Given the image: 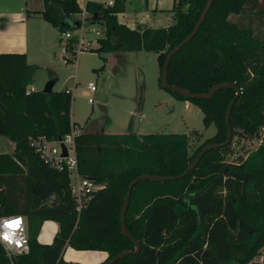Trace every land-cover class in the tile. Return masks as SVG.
Returning a JSON list of instances; mask_svg holds the SVG:
<instances>
[{
	"label": "trees",
	"instance_id": "trees-1",
	"mask_svg": "<svg viewBox=\"0 0 264 264\" xmlns=\"http://www.w3.org/2000/svg\"><path fill=\"white\" fill-rule=\"evenodd\" d=\"M206 2L173 0V22L160 28L119 23L124 0L112 6L88 1L85 10L88 20L95 11L101 15L97 52H155L161 74L167 53L192 31ZM248 10L264 14V0H213L197 33L172 56L167 75L172 85L198 93L222 82L241 88L230 113L232 138L208 150L182 178L137 182L125 215L131 237L122 233L120 214L130 182L141 174L180 175L204 146L224 143L234 89L187 99L163 88L159 78L161 88L200 108L205 127H216L194 149L189 134H138L131 124L125 133L78 132V173L102 185L78 214L67 171L52 167L31 145L40 136L58 140L76 129L72 92L26 93L40 67L23 53H0V136L15 145L12 154L0 153V217H25L29 242L28 253L17 255L15 264H79L64 261L67 246L107 251L108 260L134 250L132 238L140 242L139 252L113 264H242L256 255L264 246V145L242 148L234 157L232 149L257 136L264 123V39L228 19ZM80 12L77 0H43L38 13L61 35L78 28L73 16ZM76 43L72 37L65 47L75 54ZM46 220L59 227L49 244L37 239ZM6 262L0 243V264Z\"/></svg>",
	"mask_w": 264,
	"mask_h": 264
},
{
	"label": "rangeland",
	"instance_id": "rangeland-1",
	"mask_svg": "<svg viewBox=\"0 0 264 264\" xmlns=\"http://www.w3.org/2000/svg\"><path fill=\"white\" fill-rule=\"evenodd\" d=\"M33 1L38 4L41 0ZM130 4L134 10L147 9L146 0H132ZM228 19L239 26L251 27L257 37L264 39V14L257 10L230 14ZM49 29L57 36L58 31L55 32L51 25ZM96 29L103 28L89 22L84 27L83 39L89 43V50L71 54L66 62L62 46L57 44L53 67L38 68L35 73L37 90H43L45 84L53 79L51 76L56 79L54 91L66 87L72 89L71 118L76 123V131L125 133L131 124L132 131L138 134H189L191 149L215 134L214 124L204 126L199 107L176 98L160 87L155 52H97L99 36L93 32ZM62 42L64 46L65 40ZM102 66L103 69H100ZM89 81L96 85L95 92L87 88ZM89 98H92V103L88 102ZM195 130L201 133L199 139L192 134ZM257 143L255 139H246L235 144L233 157L242 148H256ZM14 148L11 140L0 136V153H12Z\"/></svg>",
	"mask_w": 264,
	"mask_h": 264
},
{
	"label": "crops",
	"instance_id": "crops-1",
	"mask_svg": "<svg viewBox=\"0 0 264 264\" xmlns=\"http://www.w3.org/2000/svg\"><path fill=\"white\" fill-rule=\"evenodd\" d=\"M88 1L92 0H83V2L77 0L81 8ZM94 1L104 4L108 0ZM131 2L132 0H124V10L117 14L118 22L131 29L138 25L160 28L173 22V13L171 12L173 0H146L147 9L144 11L142 10L143 7L138 10L131 8ZM42 9L43 0L39 1L38 4L37 1L35 3L33 0H0V53H23L30 64H36L43 69L53 67L52 63L57 55L56 45L62 46L63 54L64 46L62 45L63 42L59 41L58 30L38 13ZM49 25L56 30L57 36L49 29ZM53 79L56 83V79ZM36 84L35 75L29 88L33 87L36 91ZM69 90L72 92V89ZM58 229V224L55 221H44L38 233V241L43 244L51 243ZM108 256L109 252L107 251L77 250L70 246H67L62 254L64 261L79 264H102Z\"/></svg>",
	"mask_w": 264,
	"mask_h": 264
},
{
	"label": "built area",
	"instance_id": "built-area-1",
	"mask_svg": "<svg viewBox=\"0 0 264 264\" xmlns=\"http://www.w3.org/2000/svg\"><path fill=\"white\" fill-rule=\"evenodd\" d=\"M113 3L114 0H108L104 3V6H112ZM81 9L82 12L73 16L76 22H79L78 28L74 31H66L60 35L61 39L65 40L63 49L65 57L69 59L72 51L67 49L65 44L66 41L72 37H77V43L75 44V49L73 50L75 53H80L90 49L88 47L89 43L85 42L83 39V35L85 33L84 27L87 22L90 23V20L87 19L89 14L86 12L85 6ZM93 32L97 36H101L103 29H96L93 30ZM87 88L92 92L96 91V85L92 81L87 83ZM32 91H34V88H29L28 86L26 93L29 94ZM238 91L240 94L241 88H239ZM88 102L92 103V98H89ZM77 133L76 129H72L69 134L58 140H48L45 137L40 136L33 139L31 145L52 167L65 169L67 171L70 179L71 193L76 201V212L79 214L82 207L85 206L91 198L92 192L101 188L102 185L96 184L94 181L78 173L74 143V137ZM252 139H255L258 142L257 146L264 145V123L259 128L257 136ZM63 147L66 148V154H63ZM0 243L7 258V262L5 264H15V257L17 255L28 253L29 242L26 218L20 215L0 217ZM242 264H264V246L258 250L254 257Z\"/></svg>",
	"mask_w": 264,
	"mask_h": 264
},
{
	"label": "water",
	"instance_id": "water-1",
	"mask_svg": "<svg viewBox=\"0 0 264 264\" xmlns=\"http://www.w3.org/2000/svg\"><path fill=\"white\" fill-rule=\"evenodd\" d=\"M213 0H207L206 5L200 15V18L198 19V21L196 22L194 28L192 29V31L186 36L184 37L178 44H176L172 49L169 50V52L167 53L166 57H165V61L161 70V74H160V82H161V86L165 89H170L171 91L180 94L181 96L187 98V99H209L211 98L214 93L221 89V88H232L234 89V91L236 92L235 97L229 102L226 113H225V123L227 126V139L224 143L222 144H218V143H210L207 144L206 146L203 147V149L195 156V158L192 160L191 164L189 165V167L180 175L177 176H166V175H151V174H141L139 176H137L136 178H134L129 186H128V191L125 195L124 198V202L122 205V209H121V230L122 233L127 236V237H131V235L128 233L126 225H125V215H126V211L128 208V204H129V197H130V191L132 189V187L139 181L141 180H150V181H165V180H174L177 178H182L183 176H185L186 174H188L191 170H193L197 163L199 162V160L201 159V157L208 151L211 150L213 148H216L220 145H226L230 142L231 138H232V129L230 126V113H231V109L232 106L234 104L235 99L239 96V91L238 88L235 84L233 83H227V82H222V83H217L215 84L208 92L205 93H198V92H192L186 88L183 87H179L177 85H172L168 82L167 79V75H168V65L169 62L172 58V56L179 51L186 43H188L190 41V39L197 33L198 29L200 28L202 22L204 21L206 14L212 4ZM101 19V15L99 12L95 11L93 12L92 16H91V20L90 23L91 24H98V22ZM76 25H79V22H76ZM55 83L54 79H50L46 84L45 87L43 88V92L45 93H50L52 92V88L53 85ZM63 154H66V148L63 147ZM132 241L134 243V250H124L122 252H120L118 255L104 261V264H113L115 261L123 258L124 256H127L129 254L132 253H137L139 252L140 248H141V244L140 242L135 239L132 238Z\"/></svg>",
	"mask_w": 264,
	"mask_h": 264
}]
</instances>
